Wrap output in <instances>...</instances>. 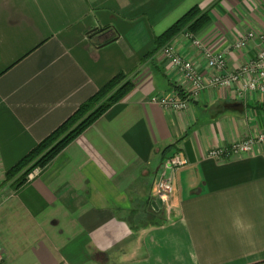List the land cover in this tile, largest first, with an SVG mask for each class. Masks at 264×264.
Masks as SVG:
<instances>
[{
    "label": "crops",
    "instance_id": "0c3cea01",
    "mask_svg": "<svg viewBox=\"0 0 264 264\" xmlns=\"http://www.w3.org/2000/svg\"><path fill=\"white\" fill-rule=\"evenodd\" d=\"M195 5L212 18L195 34L228 50L229 71L254 57L256 41L233 44L264 30V0H0V182L117 73L134 85L34 180L0 188L6 264H264V145L208 156L264 132V99L212 87L185 110L151 101L185 90L151 52ZM172 41L212 74L184 32ZM176 151L188 163L171 169Z\"/></svg>",
    "mask_w": 264,
    "mask_h": 264
},
{
    "label": "built area",
    "instance_id": "2783aa9c",
    "mask_svg": "<svg viewBox=\"0 0 264 264\" xmlns=\"http://www.w3.org/2000/svg\"><path fill=\"white\" fill-rule=\"evenodd\" d=\"M185 34L190 38L192 44L202 52L206 66L212 70V74L208 77L201 72L198 64L191 58L180 54L172 41L162 48V54L170 61L174 76L176 75L187 82L185 90L182 88L185 96L175 88L170 92L152 96V102L174 110H185L189 107V99H199L207 89L212 87L230 89L237 98L245 99L248 95L254 94L258 99H264V30H250L233 44L235 49H244L250 42L256 41L257 51L254 57L231 71L227 68V49H212L195 33L186 31ZM261 145H264V132L262 131L236 140L229 145L212 147L208 151V156L217 159L225 158L231 153L252 152ZM187 163L188 160L176 151L168 158L166 165L171 169H176ZM44 169L45 167L41 166L33 168L28 174V182L39 176ZM158 185L163 192L169 193L173 190L171 181L164 177L160 179ZM0 264H6L1 253Z\"/></svg>",
    "mask_w": 264,
    "mask_h": 264
},
{
    "label": "trees",
    "instance_id": "16d2710c",
    "mask_svg": "<svg viewBox=\"0 0 264 264\" xmlns=\"http://www.w3.org/2000/svg\"><path fill=\"white\" fill-rule=\"evenodd\" d=\"M211 14L199 5L193 6L166 31L155 38L156 48L152 54L162 49L183 31L197 33L211 21ZM111 26L96 28L88 32L90 38L107 31ZM116 37L118 33L116 32ZM114 38V39H115ZM133 82L121 71L105 83L94 95L83 102L62 124L41 140L5 173L4 183L10 182L14 189H20L28 181L29 172L37 167H46L69 143L91 126L112 105L122 100L133 88ZM181 95H185L183 89Z\"/></svg>",
    "mask_w": 264,
    "mask_h": 264
},
{
    "label": "water",
    "instance_id": "95a60500",
    "mask_svg": "<svg viewBox=\"0 0 264 264\" xmlns=\"http://www.w3.org/2000/svg\"><path fill=\"white\" fill-rule=\"evenodd\" d=\"M163 207V200L161 197H158L156 200L152 201L150 204H149V210L151 211H159L161 210Z\"/></svg>",
    "mask_w": 264,
    "mask_h": 264
},
{
    "label": "rangeland",
    "instance_id": "374dc122",
    "mask_svg": "<svg viewBox=\"0 0 264 264\" xmlns=\"http://www.w3.org/2000/svg\"><path fill=\"white\" fill-rule=\"evenodd\" d=\"M186 31H187V30H186ZM186 31H185V32H186ZM183 32H184V31H183ZM185 32H184V33H185ZM171 42H172V41H170L169 43H171ZM173 43H174V42H173ZM5 173H6V172H5ZM4 180H5V174H4V178H3V179L1 180V182H0V188L3 187V186H8V187H10V186H11L10 182H8V183H4ZM27 181H28V179H27ZM11 187H12V186H11ZM10 189H11V188H10ZM8 191H9V190H8ZM10 191H12V189H11ZM149 216H150V215H149ZM147 217H148V216H147ZM147 217H143V216L141 217V216H140L139 219H138V218H137V219H138V220H141V222H142V220H143V221H146V220H147ZM159 217H160V216H159ZM159 217H158V218H159ZM148 218H149V217H148ZM142 223H143V222H142Z\"/></svg>",
    "mask_w": 264,
    "mask_h": 264
}]
</instances>
